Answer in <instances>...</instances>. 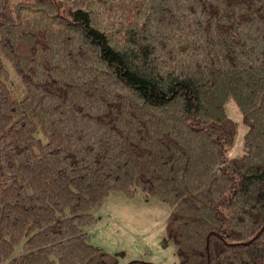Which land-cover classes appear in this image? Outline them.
I'll return each mask as SVG.
<instances>
[{"label":"trees","instance_id":"16d2710c","mask_svg":"<svg viewBox=\"0 0 264 264\" xmlns=\"http://www.w3.org/2000/svg\"><path fill=\"white\" fill-rule=\"evenodd\" d=\"M138 190L179 264H264V0H0V264H119L85 227Z\"/></svg>","mask_w":264,"mask_h":264},{"label":"rangeland","instance_id":"374dc122","mask_svg":"<svg viewBox=\"0 0 264 264\" xmlns=\"http://www.w3.org/2000/svg\"><path fill=\"white\" fill-rule=\"evenodd\" d=\"M14 82L16 76L12 78ZM226 110L237 123L235 141L227 146L226 153L228 157H239L244 153L247 127L233 100L227 102ZM92 213L96 220L85 227L90 242L105 252L116 254L119 264L133 261L179 264L177 246L166 237L171 207L160 199L152 196L147 198L140 190L132 198L112 192Z\"/></svg>","mask_w":264,"mask_h":264}]
</instances>
